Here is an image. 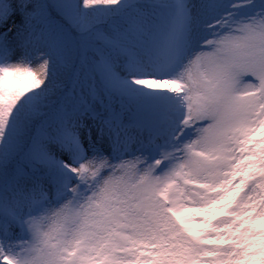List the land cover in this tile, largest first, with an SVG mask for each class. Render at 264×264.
I'll list each match as a JSON object with an SVG mask.
<instances>
[{"label":"snow or ice","instance_id":"6c2138e0","mask_svg":"<svg viewBox=\"0 0 264 264\" xmlns=\"http://www.w3.org/2000/svg\"><path fill=\"white\" fill-rule=\"evenodd\" d=\"M224 6L0 0V264H264V0Z\"/></svg>","mask_w":264,"mask_h":264},{"label":"rangeland","instance_id":"374dc122","mask_svg":"<svg viewBox=\"0 0 264 264\" xmlns=\"http://www.w3.org/2000/svg\"><path fill=\"white\" fill-rule=\"evenodd\" d=\"M198 2V0H197ZM224 9L226 10L227 9V0H225V6H224ZM251 10L250 9H246L245 12H250ZM206 19H210V17H206Z\"/></svg>","mask_w":264,"mask_h":264}]
</instances>
